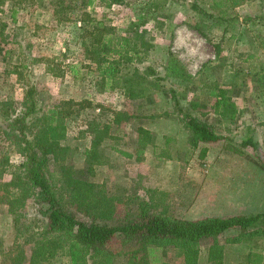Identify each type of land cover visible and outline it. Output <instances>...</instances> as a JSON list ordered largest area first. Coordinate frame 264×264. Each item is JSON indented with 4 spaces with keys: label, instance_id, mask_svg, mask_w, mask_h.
Instances as JSON below:
<instances>
[{
    "label": "rangeland",
    "instance_id": "obj_1",
    "mask_svg": "<svg viewBox=\"0 0 264 264\" xmlns=\"http://www.w3.org/2000/svg\"><path fill=\"white\" fill-rule=\"evenodd\" d=\"M189 1L126 0L106 7L96 0L88 7L83 0H0V98H12L20 106L24 85L34 83L44 107L61 99L89 101V107L66 119L65 143L74 151L71 162L81 177L108 195L138 194L151 201L153 211L183 219L255 214L264 211V23L257 18L264 16V0H237L236 5L233 0H196L204 13L191 8ZM222 10L226 15L218 20L215 15ZM97 22L104 34H143L142 61L131 67L149 65L162 74L172 53L191 80L159 81L157 89L134 99L117 88L102 90L95 64L81 48L92 38L86 29ZM134 41L139 45L141 39ZM216 88L228 98L225 114L210 95ZM179 108L210 123L222 138L190 143ZM91 119L109 123L105 147L132 154L109 150L107 161L94 165L93 175L86 171L83 153L89 134L82 133ZM138 127L154 137L141 153ZM246 137L253 138L257 150L240 144ZM1 150L7 149L0 132ZM9 159L16 164L22 157L11 151ZM9 178L5 173L4 180ZM35 211L29 201L23 218L30 220ZM9 223L1 217L0 264L15 246ZM237 232L231 229L219 236L222 264H264V234L225 242ZM209 242L199 245V264H210Z\"/></svg>",
    "mask_w": 264,
    "mask_h": 264
},
{
    "label": "trees",
    "instance_id": "obj_2",
    "mask_svg": "<svg viewBox=\"0 0 264 264\" xmlns=\"http://www.w3.org/2000/svg\"><path fill=\"white\" fill-rule=\"evenodd\" d=\"M95 1L83 0V3L89 7ZM98 1L110 7L126 0ZM237 2L233 0L232 5ZM189 5L204 13L196 0H190ZM225 15L226 11L222 10L215 16L220 20ZM205 17L214 18V15ZM257 18L264 23V16ZM96 24L86 29L92 38L83 41L81 48L85 58L95 64L97 84L102 90L117 88L134 99L157 89L159 81L191 80L185 66L172 53L166 59L162 74L149 65L141 70L131 67L130 63L142 61L139 48L146 46L143 34L137 31L132 36L104 34L101 22ZM138 38L141 39L139 45L134 41ZM71 67L75 71V66ZM23 91L25 98L20 106H16L12 98H0V132L7 149L0 153V216L10 220L16 249L12 254L13 247H10L3 264H199L202 240H210L207 263L222 264L224 248L219 236L237 229V234L226 237L225 242H240L264 234V211L183 219L153 211L151 201L138 194L108 195L101 186L94 188L75 169L71 162L74 151L65 143L66 119L89 107L90 102L61 99L51 107H44L36 84H25ZM168 91L178 107L174 88ZM210 95L215 97L220 112L227 113L223 108L229 106V101L224 90L213 89ZM178 111L193 145L222 138L207 121L187 110L179 108ZM109 126V123L91 119L87 129L82 131L89 134L83 153L86 171L91 175L94 165L107 161L105 154L109 150L132 155L116 147H105L104 142L110 137ZM137 131L141 135L138 139V153H141L154 137L145 128L138 127ZM240 144L254 150L258 148L252 137L242 139ZM11 151L22 157L20 162H10ZM262 166L264 168V161ZM5 173L10 175L7 181ZM29 201L36 213L26 221L22 210ZM2 246L0 239V248Z\"/></svg>",
    "mask_w": 264,
    "mask_h": 264
}]
</instances>
